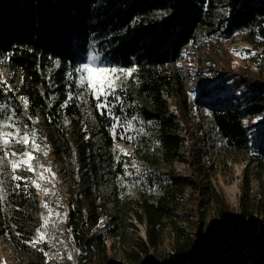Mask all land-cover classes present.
Masks as SVG:
<instances>
[{"label":"rangeland","instance_id":"obj_1","mask_svg":"<svg viewBox=\"0 0 264 264\" xmlns=\"http://www.w3.org/2000/svg\"><path fill=\"white\" fill-rule=\"evenodd\" d=\"M106 1L98 0L95 11L100 13ZM228 1L211 0L214 5L211 17L215 21L229 16ZM261 41L256 26L236 31L230 38L221 33L209 35L207 30L201 29L196 42L170 66L183 77L188 91L187 105L177 97L167 98L186 137L185 161L173 165L157 163L158 126L137 115H127L126 88L131 77L142 71L135 68L131 76L118 72L108 77L112 80L115 76L112 86L120 100L109 96L111 114L107 109L99 111L111 120L108 129L113 139V153L116 163L122 164L123 174L115 181V194L119 196L115 202L107 185L99 184L95 190L97 205L104 209V214L91 235H106L108 257L113 264L164 263L175 255L178 247L187 245L193 250L208 251L213 239L226 232L233 233L239 227H255L256 234H264V158L257 151L258 147H264V110L243 120L242 127L249 135L250 146L245 155L223 153L221 156V143L212 132V112L218 105L245 111L252 107L253 96L264 97ZM110 45V32L100 28L92 35L78 67L96 57L93 63L97 67L123 69L111 60ZM8 79L7 70L0 65V81L11 89ZM139 79L136 76L135 80ZM76 82L81 101L87 106L90 101L96 104L91 90L79 86V73ZM261 105L264 106V101ZM113 117L119 118L115 139ZM5 122L15 127L4 126ZM84 128L88 131L87 138L97 139L98 127L90 111L85 116ZM0 131H19V136L8 147L0 144V160L3 161L0 163V264H47L61 253L59 244L67 249L69 242L72 243L70 195L64 169L49 147L36 140L40 150L33 151L34 171H28L24 165L14 171L12 163L27 160L21 153L32 151L30 145L15 142L28 131L27 126L4 108L0 110ZM5 152L9 154L7 157ZM13 152L17 154L11 155ZM14 176L22 179L14 180ZM173 177L189 179L194 186L178 188L172 183ZM144 201L161 206L167 213L154 247L149 244L150 228L141 208ZM116 212L124 233L115 236L110 233ZM33 241L39 242L33 246ZM246 249L247 246L243 252Z\"/></svg>","mask_w":264,"mask_h":264},{"label":"trees","instance_id":"obj_2","mask_svg":"<svg viewBox=\"0 0 264 264\" xmlns=\"http://www.w3.org/2000/svg\"><path fill=\"white\" fill-rule=\"evenodd\" d=\"M97 3L0 0V65L12 85L8 89L1 84L0 105L22 119L28 132L36 131V140L47 145L62 165L69 186L72 243L67 249L59 244L61 253L47 264H113L106 235H91L104 214L94 192L99 184L107 185L114 202L119 199L115 181L123 174L122 164L115 161L108 129L111 120L93 101L88 106L81 101L76 82L75 69L92 35L100 28L110 32L111 60L123 69L142 71L131 77L126 88L127 115L158 126L157 163L166 165L185 161L186 139L167 98L177 97L184 105L188 100L183 77L170 66L196 42L199 31L230 38L236 31L256 26L264 51V0H229V16L218 22L211 17V0H107L100 13L95 11ZM21 97L27 99V108ZM250 101L252 107L245 111L224 104L213 109L212 132L221 143V156L248 153L249 135L242 127L243 120L263 112L264 97L253 96ZM88 111L98 127L97 139L87 138L84 120ZM257 151L264 158V147ZM172 183L178 188L194 186L180 177H173ZM141 208L150 228L149 244L154 247L167 213L148 201L142 202ZM113 218L110 234L124 233L118 212ZM255 232V227H239L213 239L208 251L178 247L168 261L151 264H264V234Z\"/></svg>","mask_w":264,"mask_h":264},{"label":"snow or ice","instance_id":"obj_3","mask_svg":"<svg viewBox=\"0 0 264 264\" xmlns=\"http://www.w3.org/2000/svg\"><path fill=\"white\" fill-rule=\"evenodd\" d=\"M237 55H240L239 53H236ZM96 60V57H92L88 63H85L75 69L77 73L80 74V87L85 88L86 90H91L93 98L97 101L95 107L97 110L101 109H107L109 114H111V105L108 102V97L113 96L117 101L120 100L119 96L115 95V88L112 86V82L115 80V76L112 77V80H109L108 77L115 73H124L128 76H131L134 71H136L135 68L131 69H117V68H107L103 66H95L94 61ZM0 83H3L0 81ZM103 97V99H101ZM72 97L69 95L68 99L70 100ZM21 100L24 102L25 108L28 106V101L26 98L21 97ZM66 106V105H65ZM6 105H0V110L6 108ZM101 114H104L101 112ZM12 117L9 116L8 120H11ZM114 123L112 126V135L115 139L118 133L116 132V128L118 126V117H113ZM4 126L7 127H15L12 124H7L5 122ZM16 136H19V131L14 132H3L0 131V144L3 145L4 148L8 147L9 144L12 143L13 139H15ZM122 139H128L131 140L132 137L127 136H121ZM37 139V133L33 129L31 132L25 131L22 136H20L19 139H16L15 142L17 144H23L26 147L31 146L32 151H25L21 153V155L28 157L25 161L20 162H13L12 168L15 171L18 167L21 165L26 166L28 171H34L32 161L36 159V157L33 155V151L40 150V145L36 143ZM119 147V145H117ZM123 151V149H121ZM17 153L13 152L11 155H16ZM9 154L7 152L4 153V156L7 157ZM44 155H47L45 152ZM3 161L0 160V163ZM127 167V166H126ZM133 167H135V164L133 162ZM14 180H21V176H14ZM39 187V185H36ZM19 187V185H17ZM46 192V190H44ZM47 207V205H45ZM46 226V225H45ZM39 231V230H38ZM43 237V234H41V239ZM39 241H33V246ZM69 259H71V256H69Z\"/></svg>","mask_w":264,"mask_h":264},{"label":"bare ground","instance_id":"obj_4","mask_svg":"<svg viewBox=\"0 0 264 264\" xmlns=\"http://www.w3.org/2000/svg\"><path fill=\"white\" fill-rule=\"evenodd\" d=\"M211 101H214V100H211ZM208 103H210V101H208ZM215 105H216V103H215ZM219 107H222V105L217 106V108H219Z\"/></svg>","mask_w":264,"mask_h":264}]
</instances>
